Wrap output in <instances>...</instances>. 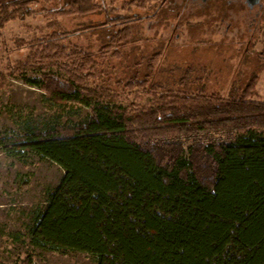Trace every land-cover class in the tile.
Returning a JSON list of instances; mask_svg holds the SVG:
<instances>
[{"label": "trees", "instance_id": "16d2710c", "mask_svg": "<svg viewBox=\"0 0 264 264\" xmlns=\"http://www.w3.org/2000/svg\"><path fill=\"white\" fill-rule=\"evenodd\" d=\"M52 1L0 0V34ZM168 1L66 0L61 16L100 14L104 22L70 32L54 19L40 36L16 41L26 57L0 70V90L6 77L23 81L54 111L20 113L18 132L0 134V153L34 154L65 172L35 210L26 264L36 250L85 253L95 264H264L258 75L222 98L187 88L190 68L173 86L153 82L158 55L143 58L147 73L132 61L125 78L110 64L126 58L134 24ZM109 27L117 33L97 51L74 41Z\"/></svg>", "mask_w": 264, "mask_h": 264}, {"label": "rangeland", "instance_id": "374dc122", "mask_svg": "<svg viewBox=\"0 0 264 264\" xmlns=\"http://www.w3.org/2000/svg\"><path fill=\"white\" fill-rule=\"evenodd\" d=\"M65 2L40 3L32 18L10 23L3 30L0 70L5 71L10 64L26 57V50L18 49L16 41L40 36L54 19L70 32L105 20L106 16L100 14L61 16L58 11L66 9ZM120 6L121 1L114 5L118 13ZM135 14L146 15L139 11ZM117 29L109 27L101 34H82L74 41L97 51ZM133 30V44L125 52L126 58L110 60L112 66L120 68L118 77L130 76L133 71L130 63L135 60L139 61L141 73H147L143 58L149 60L158 55L151 73L153 82L173 86L190 68L193 71L187 88L193 91L205 88L207 93L225 98L233 83L243 85L257 74L256 98L264 101V0L255 6L246 0H169L158 16L135 23ZM3 83L1 135L18 132L14 120L20 113L53 114L39 88L10 77L4 78ZM64 175L57 164L37 155L14 158L0 153V264H26L29 251L26 234L33 225L35 210L46 206L47 190L58 188ZM35 254L31 264H95L85 253L36 250Z\"/></svg>", "mask_w": 264, "mask_h": 264}, {"label": "water", "instance_id": "95a60500", "mask_svg": "<svg viewBox=\"0 0 264 264\" xmlns=\"http://www.w3.org/2000/svg\"><path fill=\"white\" fill-rule=\"evenodd\" d=\"M250 6H255L260 3L261 0H246Z\"/></svg>", "mask_w": 264, "mask_h": 264}]
</instances>
